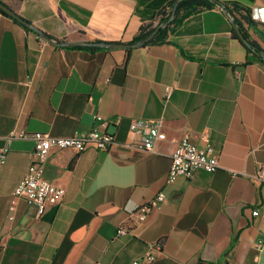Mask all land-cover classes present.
I'll use <instances>...</instances> for the list:
<instances>
[{
    "label": "crops",
    "instance_id": "1",
    "mask_svg": "<svg viewBox=\"0 0 264 264\" xmlns=\"http://www.w3.org/2000/svg\"><path fill=\"white\" fill-rule=\"evenodd\" d=\"M1 1L54 38L106 42H134L174 2ZM221 2L255 18L244 26L264 49V0ZM252 57L218 4L183 6L164 43L98 50L57 46L0 12V146L9 148L0 163V264H132L157 242L152 264H264V178H253L264 165V64ZM135 119H161L154 151L129 145ZM93 127L115 142L49 153L44 174L64 188L59 203L40 214L13 193L34 142L7 143L10 130L70 136ZM184 134L199 146L208 135L219 167L168 182ZM160 191L165 199L135 220ZM121 222L129 232L118 235Z\"/></svg>",
    "mask_w": 264,
    "mask_h": 264
},
{
    "label": "built area",
    "instance_id": "2",
    "mask_svg": "<svg viewBox=\"0 0 264 264\" xmlns=\"http://www.w3.org/2000/svg\"><path fill=\"white\" fill-rule=\"evenodd\" d=\"M255 19V18H254ZM264 22V15L258 19ZM173 86L165 87V97L171 94ZM161 119L154 121L135 119L130 123L133 134L129 145L141 148L146 151H154L156 140L159 137V126ZM7 143L15 138H29L34 142L31 162L26 174L15 186L13 193L23 197L29 204L37 206L41 214L48 203H59L65 193L63 187L55 185L45 177V166L49 153L53 149L71 148L76 152H81L89 147L100 150L108 149L114 142L112 133L98 127H93L88 131H75L70 136H56L46 132H26L25 130H10L5 136ZM204 141L203 146H199L189 134H184L170 156L167 181L173 182L175 178L182 174L191 177L198 169L213 172L219 167L217 153L209 140V136H201ZM8 145L0 146V163L5 162L8 152ZM255 179L264 178V165L259 166L253 174ZM164 191H160L151 201L141 204L132 214L138 222L145 221L151 208L157 206L165 199ZM254 215L258 210H253ZM129 232V226L121 222L117 227V234ZM160 242L153 245L141 258L133 260L132 264H152L155 259L153 250L160 249Z\"/></svg>",
    "mask_w": 264,
    "mask_h": 264
},
{
    "label": "trees",
    "instance_id": "3",
    "mask_svg": "<svg viewBox=\"0 0 264 264\" xmlns=\"http://www.w3.org/2000/svg\"><path fill=\"white\" fill-rule=\"evenodd\" d=\"M187 4H190V5H197V6H213L215 3L212 2L211 0H182L177 8H176V11H175V16L174 18L165 26L163 27H160L157 32L154 34V36L148 40L146 42V44H161V43H164L166 42V39H167V36H168V33L170 31V25L175 23L177 21V16L180 12V9L187 5ZM167 6L169 7L168 11H166V6L160 10L159 13H162L161 17H160V20H159V23L162 22V21H165L167 20L170 15H171V12H172V8H173V1H170ZM227 9L235 16V21L238 23L239 25V28L240 30L242 31V33L244 34L245 38L247 39V41L249 42V45L245 44L243 42V44L245 45L247 51H249V53H251V55L259 60L260 62H262L264 64V58H263V51L264 49H262V47L253 39L250 38L248 32H247V29L245 28L244 26V23L247 24V26H250V25H255L257 22L256 20L251 16V14L245 10V12H241V15L238 17L236 16V11L238 10H241L242 8L241 7H238V6H234V7H229V6H226ZM1 13L7 15L5 12H3L2 10H0ZM9 16V15H7ZM11 17V16H10ZM13 20H15L17 23L21 24L23 27L27 28V29H30L28 28L27 26H25L24 24L18 22L15 18L11 17ZM155 28V26H152V25H142L140 27V30H139V33L137 34V36L134 38L133 41H136L140 38H143L144 36H146L148 33H150L153 29ZM233 35L239 39L241 41V39L238 37V34L236 32V30L233 28ZM98 41V40H97ZM242 42V41H241ZM71 47H74V48H81V49H89V50H98V49H103V47H97V46H87V45H76V46H71ZM252 57V58H253ZM250 60H252L251 58H247L243 64H246L248 63ZM230 249V248H228ZM228 251V250H227ZM227 252H225L226 254ZM218 264H226L225 260L223 263H218Z\"/></svg>",
    "mask_w": 264,
    "mask_h": 264
},
{
    "label": "water",
    "instance_id": "4",
    "mask_svg": "<svg viewBox=\"0 0 264 264\" xmlns=\"http://www.w3.org/2000/svg\"><path fill=\"white\" fill-rule=\"evenodd\" d=\"M181 1L182 0H174L172 13H171L170 17L167 20L158 23L150 33H148L143 38H140L134 42H106V41H97V40H94V41H86V40H84V41H71V40L57 39V38H54L51 35H49L47 32L43 31L41 28L35 26L32 22H30L29 20H27L26 18H24L23 16L18 14L15 10H13L10 6H8L6 3H4L1 0H0V10L5 12L7 15L15 18L18 22L24 24L28 28L32 29L34 32L38 33L45 40H47V41H49L52 44H55L57 46L63 47V46L87 45V46L108 47L111 49H116V48H131V47H137V46H141V45L146 44V42L154 36V34L157 32V30L160 27H163L170 22V20L174 16V13L176 11L178 4ZM211 1L214 2L215 4H218L222 8L225 15L230 19V21L233 25V28L236 30V32L238 34V37L241 39L242 42L249 45V42L247 41L244 34L240 30L238 23L235 21V18L233 17V15H231V13L229 12V10L225 6V4L223 2H221V0H211ZM263 58H264V51H263Z\"/></svg>",
    "mask_w": 264,
    "mask_h": 264
}]
</instances>
